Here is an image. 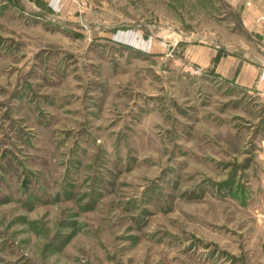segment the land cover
<instances>
[{"label":"rangeland","instance_id":"rangeland-1","mask_svg":"<svg viewBox=\"0 0 264 264\" xmlns=\"http://www.w3.org/2000/svg\"><path fill=\"white\" fill-rule=\"evenodd\" d=\"M250 13L264 42V0H0V264H264L263 84L165 54L219 20L257 55Z\"/></svg>","mask_w":264,"mask_h":264},{"label":"crops","instance_id":"crops-1","mask_svg":"<svg viewBox=\"0 0 264 264\" xmlns=\"http://www.w3.org/2000/svg\"><path fill=\"white\" fill-rule=\"evenodd\" d=\"M231 5L234 3L230 2ZM210 21L206 27L207 30L201 32L200 28L173 27L171 30V39L167 40L165 54L173 55L175 50L181 51L182 60L186 59L192 64L200 65L202 68L201 76L206 80L225 81L234 87H241L245 90H252L261 84L258 82L260 72L264 69V48L261 46V27L257 23L256 13L247 14L240 20L243 33L248 34L252 39L255 38L252 33L258 34L260 38H255V46L258 52L253 55L251 48L248 50L243 41L237 43L231 35H236V27L229 26L230 22L219 20ZM188 33H185V32ZM208 33V40L196 39L197 34ZM128 32H120V37L127 36ZM136 33H133V36ZM227 37V38H225ZM264 39V38H263ZM151 40V39H150ZM146 39L138 34L134 40V47L154 52L153 41ZM264 41V40H263ZM262 42V43H261ZM239 47H238V45ZM137 45V46H136ZM263 60V61H262ZM258 87V88H260Z\"/></svg>","mask_w":264,"mask_h":264},{"label":"built area","instance_id":"built-area-1","mask_svg":"<svg viewBox=\"0 0 264 264\" xmlns=\"http://www.w3.org/2000/svg\"><path fill=\"white\" fill-rule=\"evenodd\" d=\"M262 19V22L264 24V16L261 18ZM185 70L189 71L190 73H193V74H199L201 73L202 69L199 65H190V64H187L184 66ZM261 82L263 84V90H264V70L262 71V74H261Z\"/></svg>","mask_w":264,"mask_h":264}]
</instances>
